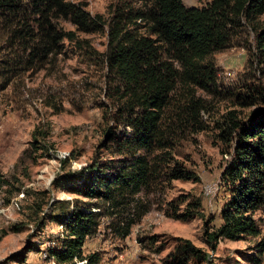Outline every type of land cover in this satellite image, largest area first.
<instances>
[{
	"label": "rangeland",
	"instance_id": "obj_1",
	"mask_svg": "<svg viewBox=\"0 0 264 264\" xmlns=\"http://www.w3.org/2000/svg\"><path fill=\"white\" fill-rule=\"evenodd\" d=\"M65 1L82 4L91 15L106 20L124 5L133 10L143 8V3L135 0ZM182 3L188 9H201L209 0ZM57 22L63 31L75 32L70 22ZM139 25V33L147 36L144 23ZM263 26L264 15L253 24L239 20L225 48L208 58L215 69V88L177 85L169 95L159 122V145L137 152L148 159L154 173L147 188L119 214L110 216L112 210L103 206L100 226L85 240V255L99 254V264H170L175 247L187 240L207 255L205 259L191 258L187 264H264V251L257 248L260 236L210 244L206 235L222 223L220 211L229 198L221 174L230 161L231 147L220 141L218 127L229 111L244 121L260 108L251 104L249 95L264 89V64L255 50V29ZM75 34L88 41L97 54L82 56L64 41L47 59L22 63L9 71L15 47L9 31L0 27V264H57L55 253L67 231L48 220L50 205L72 199L82 203L95 200L55 186L56 177L95 161L101 167H116L127 157L120 153L119 141L133 133L126 126L128 113L124 114L123 108L128 99L102 57L106 31ZM163 60L179 68L165 50ZM191 101L203 108L197 123L185 117ZM33 133L36 145L43 147L37 152L31 146ZM174 169L184 170L190 179H170ZM141 211L144 215L127 237L115 232ZM186 212L195 215L177 219ZM255 218L261 225L264 211L257 212Z\"/></svg>",
	"mask_w": 264,
	"mask_h": 264
},
{
	"label": "trees",
	"instance_id": "obj_2",
	"mask_svg": "<svg viewBox=\"0 0 264 264\" xmlns=\"http://www.w3.org/2000/svg\"><path fill=\"white\" fill-rule=\"evenodd\" d=\"M135 1L143 3V8L133 10L124 5L106 20L102 15H91L82 4L65 0H29L26 3L0 0V27L9 31V40L15 47L7 70L12 71L22 63L47 59L64 41L82 56H92L97 53L88 41L77 38L75 32L106 31L107 44L102 57L128 99L123 108L124 114L128 113L126 126L133 133L119 141L120 153L127 157L116 167H101L95 161L79 171L63 172L54 181L55 186L63 187L70 194L95 200L82 203L72 199L50 205L48 220L64 226L67 231L60 251L55 253L57 264H99V254L83 253L85 240L100 226L99 218L105 214L103 206L112 210L110 216L119 214L135 201L141 189L147 188L154 173L148 159L137 152H147L154 143L159 145V122L168 107L169 95L177 85L203 90L215 88V69L208 58L225 48L239 20L253 24L264 15V0H209L201 9H188L182 0ZM59 20L70 22L75 32L63 31L57 24ZM141 22L147 29V36L139 33ZM163 50L179 68L163 60ZM255 50L259 62L264 64V26L255 29ZM249 98L251 104L260 105L257 111L244 121L237 119L234 111H229L218 127L220 141L231 147L230 161L221 174V181L229 187V198L220 211L222 223L206 235L210 244L222 239L260 236L257 248L263 252L264 219L260 225L255 215L264 211V89L255 90ZM185 110V117L197 123L203 108L191 101ZM41 135L47 137L45 132ZM33 140L31 146L35 152L42 150L41 145H36V133H33ZM26 153L24 150L23 155ZM170 179L188 180L190 177L184 170L174 169ZM194 205L199 206L198 203ZM143 215L144 211L133 213V218L126 220L115 232L127 237ZM194 215L182 214L177 219L186 220ZM171 257L170 264H187L191 258L205 259L207 255L190 241L183 240Z\"/></svg>",
	"mask_w": 264,
	"mask_h": 264
}]
</instances>
